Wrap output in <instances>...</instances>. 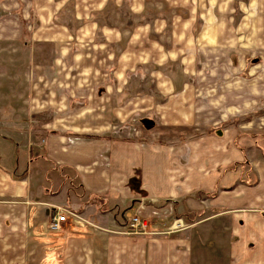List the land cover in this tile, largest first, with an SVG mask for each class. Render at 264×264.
<instances>
[{"label": "crops", "instance_id": "crops-1", "mask_svg": "<svg viewBox=\"0 0 264 264\" xmlns=\"http://www.w3.org/2000/svg\"><path fill=\"white\" fill-rule=\"evenodd\" d=\"M71 1L72 28L81 29L73 44L70 24L57 20H67L63 10ZM33 2L31 40L52 46L53 55L33 49L24 63V97L17 93L15 103L5 97L0 107L7 116L0 120V264H264V143H238L228 152V144L204 140L167 147V132L192 135L223 111L208 107L199 118L191 90L176 95L182 86L164 68L129 80L133 66H164L156 62L160 47L175 52L166 65L181 68L175 48L190 47L200 17L194 0H113L115 18L126 9L143 24H114L109 0ZM175 58L181 63L170 62ZM258 78L244 115L264 97ZM127 83L152 88L156 99L130 111L128 102L142 98ZM146 107L164 127L148 122L134 134L119 130ZM53 126L61 136L40 140ZM231 162L250 170L225 172ZM198 192L217 196L196 202ZM56 213L66 216L57 232L48 228ZM130 217L148 223L151 233L124 234ZM171 226L178 229L161 233Z\"/></svg>", "mask_w": 264, "mask_h": 264}, {"label": "rangeland", "instance_id": "rangeland-1", "mask_svg": "<svg viewBox=\"0 0 264 264\" xmlns=\"http://www.w3.org/2000/svg\"><path fill=\"white\" fill-rule=\"evenodd\" d=\"M194 2L198 7V16L200 17L197 22V29H195L193 35L189 36L190 47L185 50L186 52L180 47L175 48L178 58L180 57L183 63L176 58L174 61H170L181 63V68L177 69L178 65L173 66L171 63L166 65L169 56H174L175 52L171 53L170 47L168 49L160 47L159 51L162 58L156 60V62H163L164 66L155 65L153 68H148L146 65L136 68L133 66L129 70V80L132 82L137 79H146L150 75L156 74L157 70L161 71L164 68L165 76L169 77L166 74L170 72L169 74L172 75L173 79L177 78L178 87L182 86L181 91L176 95H184L185 90H191L195 114L199 118L208 107H210V110H215V107H217V109L223 111L220 112V115L214 114L215 120H210L208 127L196 128L192 135L176 137L173 131H169L174 129V126L168 127L166 130L169 131L166 133L168 139L163 142L167 147L171 146L173 148L175 146L173 144L176 143L179 146V143H200L204 140L207 143H226L228 144V152L229 149L239 148L238 143H256L258 141L263 145L264 142L261 141H264V97L257 101L259 109L252 113L249 111L247 115L243 114V103L245 102L248 105V95L254 83L253 80L256 77H259L258 79L264 78V0H194ZM34 4L33 0L0 1V107L4 103L5 97L10 98L11 103H15L12 98L17 93L24 97L27 91L24 63L32 60L33 49L35 53L42 54L44 58L50 59L53 55L50 52L52 46L35 43L31 40V33L37 27ZM76 5L75 1L67 2L63 12H65L68 21L57 19L60 23L70 24L69 34L71 33L74 38L71 41L72 44L78 43L76 34L81 30L75 27L72 28L76 15L75 13L73 15L69 14L73 11L72 9L75 10ZM112 5L113 0H109L110 10L107 8V12L114 24H118L121 19L126 23L130 22V24L138 22L143 24V19L137 21L135 16L127 14L126 9L118 12L119 17L115 18L114 13L116 11ZM87 21L90 20L87 19ZM102 22L103 25L108 24ZM80 26L83 29L86 24ZM72 35L70 36L72 37ZM115 49L117 53L120 52V49L118 52L117 47ZM13 63H18V67H15ZM195 88H198L202 95ZM234 90L238 91L239 95L233 97L229 94ZM129 91L141 95L142 98L130 101V104L128 102L130 111L138 108L139 103L144 99L153 100L155 98L152 96L153 89L150 87L146 89L140 83L129 84ZM231 98L232 100L237 98L238 101L228 104ZM16 104L19 107L21 101L18 100ZM150 110L149 107L136 110L134 112L136 116L123 124L119 130L124 129L128 133L134 134L137 129L148 126V122H154L158 128L164 127L156 121V118H153L154 116L150 114ZM5 111L6 108L3 106L0 113L4 114ZM238 111L239 113H237ZM1 118L5 121L7 116L1 115L0 120ZM57 132V129L53 126L40 135L39 139L57 137L60 135ZM233 144L235 147H232ZM250 153L252 157L260 155V152L256 149H253ZM243 163L231 162L225 168V172L241 173L249 171L248 165ZM206 196V194L198 192L193 194V199L196 202L198 200L202 202ZM215 196L217 195L213 193L207 197L212 200ZM199 206H203V204L199 203ZM196 208L199 209V207ZM202 219L203 217L194 215L193 221L201 222ZM194 223L191 224L192 227ZM173 226L169 227V230L161 231V233L166 235V233L169 234L171 231L178 229L172 228ZM177 227L180 228L181 226ZM184 227L182 226V228ZM150 232L148 224L146 233ZM210 263L212 264V260Z\"/></svg>", "mask_w": 264, "mask_h": 264}, {"label": "built area", "instance_id": "built-area-1", "mask_svg": "<svg viewBox=\"0 0 264 264\" xmlns=\"http://www.w3.org/2000/svg\"><path fill=\"white\" fill-rule=\"evenodd\" d=\"M141 219L138 217H130V223L128 226L127 233L131 235H146V230L148 229V223L144 221H140ZM66 222V216L60 213H56V215L52 218V221L48 225L50 231H60L62 225ZM151 233V232H150ZM153 234H157L152 232ZM167 234V233H166Z\"/></svg>", "mask_w": 264, "mask_h": 264}, {"label": "trees", "instance_id": "trees-1", "mask_svg": "<svg viewBox=\"0 0 264 264\" xmlns=\"http://www.w3.org/2000/svg\"><path fill=\"white\" fill-rule=\"evenodd\" d=\"M207 196L209 197V195H207ZM207 196H206V198H208ZM99 200H100V199H99ZM126 212H127L126 210L122 211V217H125ZM115 215L118 216V213L116 212ZM204 249H205V248H204Z\"/></svg>", "mask_w": 264, "mask_h": 264}]
</instances>
